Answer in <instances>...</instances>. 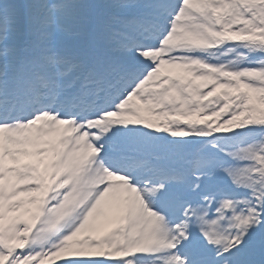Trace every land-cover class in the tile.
Masks as SVG:
<instances>
[{
  "label": "snow or ice",
  "instance_id": "6c2138e0",
  "mask_svg": "<svg viewBox=\"0 0 264 264\" xmlns=\"http://www.w3.org/2000/svg\"><path fill=\"white\" fill-rule=\"evenodd\" d=\"M0 264H264V0H0Z\"/></svg>",
  "mask_w": 264,
  "mask_h": 264
}]
</instances>
